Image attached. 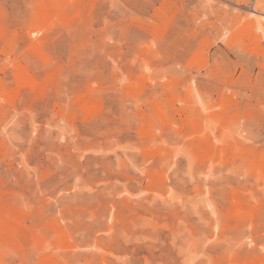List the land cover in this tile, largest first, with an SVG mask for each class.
I'll list each match as a JSON object with an SVG mask.
<instances>
[{"label":"rangeland","instance_id":"1","mask_svg":"<svg viewBox=\"0 0 264 264\" xmlns=\"http://www.w3.org/2000/svg\"><path fill=\"white\" fill-rule=\"evenodd\" d=\"M0 264H264V0H0Z\"/></svg>","mask_w":264,"mask_h":264},{"label":"bare ground","instance_id":"2","mask_svg":"<svg viewBox=\"0 0 264 264\" xmlns=\"http://www.w3.org/2000/svg\"><path fill=\"white\" fill-rule=\"evenodd\" d=\"M259 23V22H258ZM262 24V23H259V25Z\"/></svg>","mask_w":264,"mask_h":264}]
</instances>
